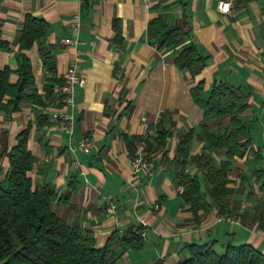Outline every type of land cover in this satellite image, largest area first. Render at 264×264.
<instances>
[{"label": "crops", "instance_id": "0c3cea01", "mask_svg": "<svg viewBox=\"0 0 264 264\" xmlns=\"http://www.w3.org/2000/svg\"><path fill=\"white\" fill-rule=\"evenodd\" d=\"M218 0H0V30L6 45L0 48V67H10L11 81L19 75V55L30 59L35 82L27 89L38 102L23 101L15 111L0 110V177L10 160L6 147L18 142L29 128L28 147L36 160L29 175L34 184L50 182L59 195L75 187L67 202L55 200L53 209L68 223L79 222L105 245L115 233L111 264H179L191 242L216 241L224 252L229 242H250L264 252V230L244 223L263 193L253 174L264 166V0H237L222 13ZM28 14L42 17L48 33L29 48L22 46ZM78 15L80 24L72 25ZM161 18L187 33L184 43H194L206 65L198 73L180 69L176 58L181 45L159 47L150 36L149 24ZM63 37H78L69 45ZM76 65L80 80L75 86V119L72 131L62 130L54 117L63 105L60 86L68 67ZM203 81L207 97L215 83L227 82L246 94L242 117L252 144L244 156L231 160L225 199L238 210L236 220L219 219L215 209L194 219L182 196L178 173L203 170L196 158L206 153L219 164L222 153L198 136L192 139L186 165L178 161L181 135L200 133L204 112L194 101L191 88ZM229 123L223 116L208 121L215 129ZM169 131L162 148L149 152L152 175L135 173V142L159 126ZM85 137L94 142L90 152L78 148ZM71 182V183H70ZM111 199L117 214H107ZM222 215V214H221ZM146 223V224H145ZM130 228L144 230V244L124 249L121 236Z\"/></svg>", "mask_w": 264, "mask_h": 264}, {"label": "trees", "instance_id": "16d2710c", "mask_svg": "<svg viewBox=\"0 0 264 264\" xmlns=\"http://www.w3.org/2000/svg\"><path fill=\"white\" fill-rule=\"evenodd\" d=\"M47 33V21L28 14L21 38L23 48H29ZM149 33L159 47L181 45L176 58L180 69L198 73L205 67L206 59L199 54L196 45L184 43L187 32L180 25L171 26L161 18L154 19L149 24ZM5 45L0 30V48ZM19 58V66L14 71L19 75L16 82L11 81L13 70L10 67H0V110L15 111L25 100L38 102L37 93L27 92L35 82L30 59L24 52ZM203 89V81L191 88L194 101L204 112L201 132L196 133L192 128L181 135L177 157L184 167L195 136L222 153L218 165L206 153L196 158L203 170L205 188L198 173L177 175L184 185L183 199L190 204L197 222L211 209L220 215L238 210V206L230 207L225 202L233 192L228 187V173L231 160L244 156L252 144L249 126L242 117L248 106L246 94L227 82L215 83L207 97L203 96ZM223 116L229 117L228 124L210 128L208 121ZM168 135L169 131L160 125L154 140H150L152 136L148 140L149 152L165 146ZM28 139L29 128L18 134V142L11 149L4 148L10 167L6 175L0 177V264H111L112 244L118 234L112 235L105 245L98 246L93 234L85 231L79 222L70 224L53 209V202H67L75 187L60 196L57 187L50 182L34 184L29 171L36 158L28 147ZM253 174L263 196L251 211L241 215V220L257 223L264 230V166H257ZM120 240L124 249L139 248L144 244L142 229L130 228ZM216 243H188L189 255L179 264H264V252L250 242H229L222 253Z\"/></svg>", "mask_w": 264, "mask_h": 264}, {"label": "built area", "instance_id": "2783aa9c", "mask_svg": "<svg viewBox=\"0 0 264 264\" xmlns=\"http://www.w3.org/2000/svg\"><path fill=\"white\" fill-rule=\"evenodd\" d=\"M237 0H218L217 8L222 13H228L232 10L233 3ZM80 24V17L76 15L72 20V25L74 27H78ZM61 42L69 45H77L81 42L78 37H63ZM80 80V77L77 73L76 65L72 64L68 67L63 75V83L60 86L62 96V103L63 105L56 111L54 117L57 120L58 128L62 130L72 131L73 123H74V113L70 110L75 103V86L76 83ZM155 129L149 130L143 136H141L135 142V149L133 152L132 158V168L135 173H144L147 175H152L153 171V164L149 157V152L147 149L148 140L154 134ZM78 148L85 152H90L94 147V142L91 138L85 137L78 143ZM183 191V188H181ZM118 212V204L109 199L108 204L106 207L107 214H117ZM219 219H226L234 221L236 220L231 215H220ZM146 224V223H145ZM145 232L142 230V235Z\"/></svg>", "mask_w": 264, "mask_h": 264}]
</instances>
